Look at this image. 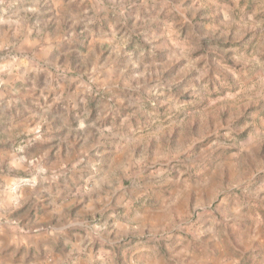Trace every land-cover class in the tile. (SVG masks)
<instances>
[{"label": "rangeland", "instance_id": "obj_1", "mask_svg": "<svg viewBox=\"0 0 264 264\" xmlns=\"http://www.w3.org/2000/svg\"><path fill=\"white\" fill-rule=\"evenodd\" d=\"M129 2L134 6L126 8L123 24H116L113 6L119 0H95V23L88 25L80 15L88 0H0V176L7 184L32 180L34 185L21 184L18 192L27 189L28 195H41L36 204L12 210L8 218L25 223L18 232L23 239H38L46 246L41 256L45 264H233L236 259L240 264H264V200L243 196L245 188L250 192L259 187L264 172L239 189L231 188L242 178V166L235 156L239 147L225 139L224 129L219 130V137L209 136L194 146L192 161H185L189 164L186 172L182 164L171 161L134 168L128 177L117 173L119 182L112 175L119 147L156 130L154 113L166 122L169 115L173 119L183 115L184 110L169 113L168 105L161 104L168 93L157 94L160 84H171L172 94L187 103L189 111L202 110L226 94L218 81L211 95L204 92L197 68L209 67L212 77L219 70L218 59L231 66L234 57L250 54L262 28L248 21V16L259 0H240L239 7L237 0ZM161 5L177 7L179 39H187L197 50L189 51L187 44L177 47L175 29L167 28V6L161 11ZM240 24L247 28L238 31ZM190 61H195V67L190 65L179 79L177 73ZM93 63L95 72L91 71ZM165 64L158 84L154 73ZM248 71L251 76L255 70ZM228 79L234 91L236 82ZM106 105L114 110L97 122ZM228 111L225 107L222 120L227 121ZM81 120L96 123L87 130L91 136L80 129ZM208 123L213 128L214 117ZM112 124V133L101 135L97 130ZM36 128L39 138L29 131ZM201 130L197 116L192 135L198 137ZM180 132L179 127L173 130L169 145L173 150ZM213 139H219V146L197 160L200 149ZM157 147L153 137L149 161ZM142 150V145L136 147L135 158ZM13 161L19 166L11 167ZM161 164L164 170L157 174ZM249 166L255 169L252 161ZM49 186L56 190L53 213L45 190ZM115 188L119 198L115 197L110 209L96 202L112 195ZM89 198L96 204L91 205ZM243 199L245 206L235 212ZM0 214L4 215L2 206ZM1 222L4 216L2 226ZM116 230L123 235L120 243L127 250L116 252L113 258L110 239ZM137 230H143L139 235L147 246L133 253L134 248L126 246ZM0 233V259L4 261V238L12 233ZM100 257L107 262L99 261Z\"/></svg>", "mask_w": 264, "mask_h": 264}, {"label": "clouds", "instance_id": "obj_2", "mask_svg": "<svg viewBox=\"0 0 264 264\" xmlns=\"http://www.w3.org/2000/svg\"><path fill=\"white\" fill-rule=\"evenodd\" d=\"M239 4L240 0H237V7H239ZM132 6L134 5L130 3L129 0H119L118 4H114V12L117 15L116 24H123L125 10ZM166 6L167 5H161V11ZM245 7H247V5H245ZM97 10L98 6L95 3V0H88L87 6L82 9L80 15L86 18L88 25H92L95 23V12ZM30 11H35V9H30ZM177 11L178 9L176 6H167L166 15L170 18L167 21V28L175 29L174 39L177 41L178 48L180 47V44H187L189 45V51H195L197 50V47L191 45L187 39H179V32L176 29L178 21L175 19L174 15ZM157 16H159V11L157 12ZM136 19L138 21L141 19L138 12L136 14ZM248 21L256 23L262 28V31L256 44L253 46L252 51L247 57H234L235 63L231 66L226 64L222 59H218L216 63L219 70L214 72L212 77L209 76V72L211 71L209 67L206 66L203 69L197 68V72H199L197 80L204 92L211 95V92L216 88L215 82L218 81L220 85L226 88V94L221 96L219 100H211V102L207 103L202 110L189 111L187 103H181L179 97L172 94L171 84H160L157 94L165 96V93H168L165 96V99L161 101V104L168 105L169 113L173 111L180 113L181 110H184L183 115L178 119H173L171 115H169L166 122L165 120L160 119L158 113H154L158 121V127L155 131L138 135L135 139H128L119 147V161L115 163V166L112 169V175L115 176L117 182L121 179V176L117 175V173H122L124 177H128L131 170L134 168L151 167L152 165L161 162L167 164L171 161H176L184 166V172H186L189 164L185 163V161H192V151L194 146H196L199 141H202L209 136L215 135L219 137L220 129H224L223 135L225 139L233 141L239 147V151L235 153V156L242 166V178L237 183L232 184L231 188L239 189L241 184L251 180L257 174L264 172V0H259L254 11L248 16ZM116 24L110 25L113 32V38H115L117 31ZM246 28L247 24H240L238 26V31ZM240 38L242 39L243 36L241 35ZM197 57L200 60H205L204 55H198ZM93 65L91 71L95 72L96 65L95 63H93ZM190 65L191 67H195V61H190L189 64H185L184 67L180 69L177 73L179 79H183L184 75L187 74ZM205 65L207 64L205 63ZM248 69L255 70L251 76L249 75ZM165 70L166 64L157 67L154 75L158 84L160 77ZM228 77H231L232 81L236 82V88L234 91ZM179 79L174 80L173 83H178ZM185 91H187V89H185ZM61 98L62 97H58V99ZM222 102L227 103L225 104ZM225 107L229 109L227 121L221 119V114ZM113 110L114 106L106 105L105 111L98 116L97 122L106 118ZM197 116L200 118L202 130L201 134L198 137H195L192 135L191 129ZM210 116L215 119V125L211 129L209 128L208 123ZM123 119L127 120L128 117L125 116ZM43 122V119H41V123ZM79 127L80 129H85L87 132L89 128L96 127V123L89 125L85 120H81ZM114 127L115 124H112L105 128H98L97 130L103 135L104 133H112ZM177 127L181 129V132L178 137V146L173 150L169 145L173 130ZM29 131L35 132L36 138H39V128L30 129ZM88 136H91V132H87L86 137ZM153 137H155L158 147L154 158L149 161L148 147L149 142ZM87 142L88 139L86 138L85 143ZM219 144V139L211 140L206 147L200 149L199 155L196 156V159L199 160L204 158L215 146H219ZM138 145H142L143 150L137 159L135 158L134 153ZM85 155H87L86 152ZM249 161H252L255 164L254 170L249 166ZM18 166V161H13L11 164V167L13 168ZM163 170V164H161V167L157 170V174ZM24 183H31L34 185L32 180H13L12 183L7 184L0 189V206L4 209L5 218L10 211L19 206L22 194L18 192V189L20 188V185ZM100 187L101 183L97 182L95 188L99 189ZM88 191H91V189H88ZM261 193H264V181H261L259 187H256L250 192L245 188L243 196L248 197L252 201L257 200V198L264 200V196H261ZM245 203L246 201L243 199V202L235 207L234 211L237 213L240 212L241 208L245 206ZM261 224H264V222H261ZM233 264H240L239 259L234 260Z\"/></svg>", "mask_w": 264, "mask_h": 264}, {"label": "crops", "instance_id": "obj_3", "mask_svg": "<svg viewBox=\"0 0 264 264\" xmlns=\"http://www.w3.org/2000/svg\"><path fill=\"white\" fill-rule=\"evenodd\" d=\"M0 142L1 139H0ZM1 181H0V189L3 188V185H7L8 180L3 179V176H0ZM42 183H39V187H41ZM38 186H37V190H38ZM66 186L64 187V191H66ZM40 189V188H39ZM27 189H24L22 191H20V193L22 194V199L19 202V206L16 207L14 210L17 209H21L24 208L28 205H30L31 203H37L38 198L41 196L39 194H31L28 195L29 193L26 191ZM49 196V205L48 208L52 209L51 213H53L56 209V195L55 192L56 190H54V187L49 186V188L45 189ZM70 191H73V189L71 188ZM118 191L117 188H115L112 191V195H104L99 199H96V202L99 203H104L106 206L113 205L114 203H116V198H119V194H116V192ZM33 196V198H32ZM36 198V199H35ZM77 200V199H75ZM75 200H72L71 206L74 209L76 207V204L74 203ZM51 201V202H50ZM82 201V199H81ZM89 201L91 202V205L96 204V202H94V200H92L91 198H89ZM52 204V205H51ZM85 204L82 203V207ZM74 206V207H73ZM110 209V208H109ZM12 211L9 212V214ZM1 216H4V223H2V226L4 225V229H2L0 227V230L2 231H6V232H10L12 234L10 235H6L4 233V237L5 235L7 236L6 238H4V261H1L0 259V264H45L43 263L44 259L41 258L42 253L44 252L43 250L46 248V246L44 244H42L38 239L34 240V239H27V238H22V234H19V230L22 231L23 230V226H25L24 224L20 223V219L19 218H8V216H6L3 214H0V218ZM39 215H37L36 217L38 218ZM27 225V224H26ZM117 225V223H116ZM127 227H129L130 225L127 224ZM114 233L112 234L113 239H110V249L112 252V256L113 258L116 256V252H121V251H125L127 250V248H125V245H122L120 243V240H122L124 237L123 235H119L120 234V230H116L113 231ZM130 232V231H129ZM143 232V230H137L136 233H132V238L129 240L130 245L126 246V247H132L134 248L133 253L143 250L145 249L146 242L142 241L140 239V235L139 233ZM1 234V233H0ZM129 233H127L128 235ZM20 235V236H19ZM135 237V238H134ZM2 245V243H0V246ZM134 245V246H133ZM123 248V249H122ZM99 261H104V263L107 262V260L105 259V257H100ZM48 264V263H46Z\"/></svg>", "mask_w": 264, "mask_h": 264}]
</instances>
